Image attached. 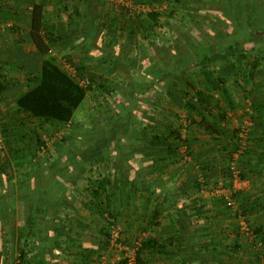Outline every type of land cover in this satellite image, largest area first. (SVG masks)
Here are the masks:
<instances>
[{
	"label": "trees",
	"instance_id": "1",
	"mask_svg": "<svg viewBox=\"0 0 264 264\" xmlns=\"http://www.w3.org/2000/svg\"><path fill=\"white\" fill-rule=\"evenodd\" d=\"M103 0H101L102 2ZM153 6H160L163 10H153L148 13L137 14L136 21L141 29H146V31L154 26L160 21L161 17L165 14L170 19H176L178 17L186 18L190 23L196 25V29L199 32L196 38L191 36H186L185 44L186 49L184 52L177 51L175 54V59L177 63V68L173 72L161 71L158 78L151 76L147 73L143 66L140 64L145 61V59L150 60V55H148V49L146 50L147 55L142 50H139L140 53H143V58L140 60H135L134 66H141L135 75V78L131 76H126L124 82H110L109 80H102L100 82H95V80L89 76L83 68H78L75 65V68L78 71L79 76L88 78L89 86L83 88L54 60L49 57L44 58L41 68L38 72L36 78L31 80V84L28 85L27 92L22 95L17 101V108L20 111L28 113L32 118L40 120L44 123H60L68 125L72 131V136L69 141H67V148L63 149L62 154H64L61 160L51 162L50 160L41 158L37 156L41 145L46 147L43 136L36 133L33 136L32 141L38 144V148H35L32 144L29 143V154H30V164L29 172H25L23 177H21V185L19 187H24L26 189L25 195L18 198L19 203L24 204L23 206L27 209V206H31L32 212H39L42 210L45 215L44 222L48 225L58 229L62 237L65 235L64 229L71 227V223L67 220H63L60 216L51 217L50 211L56 209L58 212L61 207L68 206L69 202L77 201L80 199L79 194L77 195L78 181L83 175L87 173L86 168L89 163H97L99 160L97 151L102 153L101 155L110 160L111 155L114 157V168L119 174V179L116 180L114 187H110L109 179L99 176L98 178H88L87 179V188L86 193L88 201L85 203L82 201L83 205L98 217L102 223L101 235L98 238L96 247L97 248H81L79 255L83 261H92L96 264H127L123 259L118 261H111L109 258L103 260L105 254H110L111 252V242H110V227L118 226V223L121 224V214L119 213L121 207V199L125 197V191H127V199H134L133 195L136 193H141L142 198L148 199L150 196V187L145 191L146 194L142 193V189L145 187H139L138 185L145 183V179L151 174L148 173L149 166L158 165L156 168H163V164L168 157L171 158V162H174L173 156H176L177 148L180 147V143L185 144V147H190L191 140L184 137L182 133H179L177 129H172L163 133L162 135L150 136L149 138L144 133V125L146 121V116L148 112L154 108L155 104L162 102V99L165 97L174 96L177 93L182 97H186L191 90L194 89V80L193 76H197L202 83L207 84L209 89L212 91L219 90V85L224 84L227 80L231 78V74H228L227 80H223L222 77L219 79L216 75L217 69L215 67L217 58L220 56L231 55V39L235 38H246L249 36V29H247V20L246 15H244L243 1L242 0H149ZM254 6L256 7V15L259 17L261 11H259L258 0H252ZM236 5V11H232V6ZM103 7L104 5L101 3ZM165 5V6H164ZM210 6V7H209ZM209 7V13L204 14V8ZM77 10V6L75 7ZM122 8V16L129 17L126 19L127 30H131L133 27L134 16H129L133 10L129 8ZM218 8V10H215ZM75 10V11H77ZM195 10V11H194ZM101 11V10H100ZM217 11V12H216ZM237 11L239 15L237 14ZM45 12L40 6H35L32 13V38L34 45L37 50L43 56H47L49 53V46L55 44L56 40L54 39V32H57L58 29L53 23L49 24L51 21ZM236 15L239 19V22L242 21L243 27L236 26L237 20L234 18ZM79 14H77L78 16ZM211 18V19H210ZM101 19V18H100ZM58 24V23H57ZM69 25H75L73 30L66 28L63 31L62 35H67L68 33L74 31H83L81 27V22H75L73 18L68 22ZM264 24V20H263ZM211 25V26H209ZM230 25H233V29L229 33V36L226 37L225 30L229 29ZM106 25L98 22H91L90 31L94 28L92 33L97 34L99 29L105 28ZM121 29H125L122 27ZM264 29V26L255 27L254 33L259 32ZM240 31L243 32L241 36ZM131 33V31H130ZM231 33V35H230ZM134 36V42L136 43V48L144 47V42L148 46L155 47L154 42L152 41V34H142V42H139L138 37L136 36V31L131 33ZM158 35L155 34V38ZM64 37V36H63ZM91 37L86 36L85 42L89 50L92 52L93 56L102 61H113L112 53L107 51L106 48H102L104 37L100 34V40L98 45L96 41L94 44L90 45ZM61 40V38H57ZM247 39V38H246ZM229 41V42H228ZM100 43V45H99ZM243 43L239 42L233 48L235 51H240V59L244 60L245 63L243 67L245 70H252L247 76L252 77L253 70L258 68L257 64H260L261 59L253 60L252 62L247 61L245 56L248 53L254 52L258 54L261 48H264V44L257 45L254 48H244L243 50L239 46H243ZM157 49H159L157 47ZM216 49V52L214 51ZM240 49V50H239ZM160 50V49H159ZM162 50V49H161ZM215 52V53H214ZM223 53V54H222ZM220 54V55H219ZM239 55V54H238ZM160 56L163 57V52H160ZM233 56V55H232ZM148 57V58H147ZM256 58V57H255ZM118 62V60H117ZM113 62V67L119 70V66ZM73 65V64H71ZM215 67L214 70H210L211 67ZM1 69V67H0ZM142 71V72H140ZM145 74V79L139 78L140 75ZM242 73L241 76L246 78ZM139 75V76H138ZM187 77V78H186ZM236 75H234L235 79ZM204 84V85H205ZM219 84V85H218ZM4 86L0 83V93L3 91ZM205 92H196V99L200 101V104L206 105L210 104L213 100V96H210L211 91ZM225 91V98H227V103L230 106V109L234 111L236 108L234 102H232L233 95L229 90ZM96 92L105 96V103L102 105L101 110L93 112L91 103L89 100V95ZM95 95V94H94ZM186 106L193 111H197V106L192 105L191 102H187ZM264 108L262 106L254 108L257 116L252 118V124L258 129L264 126V121L261 119L264 114ZM224 114H220V119L218 121L214 120L212 126L219 127L220 122H225ZM108 126L111 130L123 131V136L126 135L128 140H125L123 136L119 139H111L107 142L106 145L110 144L107 152L102 150H97L99 145L105 146V140L107 138L106 134H103V129ZM188 126V125H187ZM246 128V127H245ZM244 127H235L232 130L231 143L227 144L228 147H232L233 151L227 153L226 155V165H231L234 162L235 154L239 151L240 142L243 138L240 137ZM249 127L246 132V142L247 148L239 154L237 157L240 158L248 152V137H249ZM251 133V132H250ZM32 137V134L29 133ZM29 136V137H30ZM82 138L83 140L79 141V144L75 143L76 139ZM85 140V142H84ZM125 143V145H124ZM166 145L167 155L163 156V147ZM234 145V147H233ZM40 146V147H39ZM159 151L158 153L152 154V150ZM156 152V151H154ZM114 153V154H113ZM97 154V155H96ZM140 163L134 164L135 161ZM90 162V163H91ZM136 163V162H135ZM238 169V161H235ZM10 165L8 162H1L0 164V189L4 190L0 192V196L3 197L2 202H0V214L4 217V221H7L11 206L16 202L13 195L12 184V175L6 178L9 175ZM239 170V169H238ZM8 172V173H7ZM240 179H244L245 175L241 170ZM147 174V176H146ZM230 179L229 184H225V187L231 188L232 183V172L228 174ZM160 180L156 179L155 183L156 189L161 194H165V189L161 186ZM32 183V185H31ZM197 187H200L199 182L197 181ZM24 184V185H23ZM128 186V187H127ZM130 186V187H129ZM56 191V192H55ZM55 192V193H54ZM118 192V193H117ZM55 194H60L59 201L53 202L56 197ZM117 194V195H116ZM239 192L233 193V200L238 203V211L232 213L228 211L229 214L235 218L244 219L253 235V238L246 239L243 237V233L238 228V235L236 236V242L239 240H250L255 249V254L250 260V264H262L264 258V232L262 227H254L251 225L248 216L252 215L257 211V207L254 206H243L240 204ZM144 206H148L149 202L144 200ZM219 202L225 204L224 199H218ZM60 202L61 205L59 204ZM18 203V204H19ZM39 204V207L37 205ZM21 205V204H20ZM71 205H74L73 202ZM157 205H154L157 208ZM174 207L175 211L179 213L178 225L180 228L188 229L190 222L185 216L184 209L181 206H176L174 202L170 204ZM53 208V209H52ZM123 208V207H122ZM228 210V209H227ZM58 214V213H57ZM159 212L156 209H153L152 214H149L146 217L144 222L145 225L140 224L135 228L134 224L128 226L129 229H137L136 232L132 235H127L125 231L122 230L121 237L119 241L132 248L136 243H140V246L136 252L137 264H145V255L152 251L156 250L158 244L157 240L151 236L150 228L153 225H158L157 221L159 219ZM120 218V219H119ZM64 222V224H63ZM42 220L36 215L30 218V228L26 233L25 241L21 245L22 248L19 251L14 264H37L38 252L35 250L34 242L36 244L41 241L40 226ZM189 224V225H188ZM188 225V226H187ZM69 231V230H68ZM247 235V234H246ZM71 237V236H70ZM81 236L79 235L78 238ZM249 237V236H248ZM31 239V242L29 240ZM45 241V240H44ZM75 241V240H74ZM30 243V244H29ZM82 247V246H81ZM110 250V251H109ZM238 247L232 250V253H236ZM209 253V252H208ZM213 253V252H210ZM93 258L91 259V257ZM38 264H43V261Z\"/></svg>",
	"mask_w": 264,
	"mask_h": 264
},
{
	"label": "crops",
	"instance_id": "2",
	"mask_svg": "<svg viewBox=\"0 0 264 264\" xmlns=\"http://www.w3.org/2000/svg\"><path fill=\"white\" fill-rule=\"evenodd\" d=\"M242 1L249 36L246 37L247 39H231V55H222L220 58H217L215 67L219 69V67L224 65L225 69L221 71V74H231V78L230 80L228 79L226 85L232 88V92H235L233 93L232 102H234L236 108L233 113L229 114L232 117L230 122H234L236 124L235 127L244 124L248 125L247 128H250L247 140L248 152L237 159L238 169L245 175V178L241 179V183L238 184L239 200L240 204L245 207L254 205L257 207V211L249 215L248 218L254 227L261 226L264 232V126L258 129L252 124V118L256 116L258 118L254 108L256 109L260 106L264 108V67L254 69L252 77H249L247 74H250L252 70L238 67V62L227 63L231 59L236 60L241 55L240 51L233 49L237 43H243V46H239L242 50L244 48L257 47L261 43L264 44V29L258 33H254L255 27L261 28V26H264V0H258L257 6L260 9L259 11H261L259 17L256 15V7L251 2L252 0ZM35 6H40L45 12L44 14L50 20H53V22L49 21V24L53 23L57 27L58 31L54 32L55 44L63 42L64 35L62 34L64 27H62V23L59 24L54 18L56 16V7L54 8L53 17L50 14L53 8L51 10L47 5L44 6L38 3L14 4L11 1L6 3L0 1V59L7 61L6 64L8 66L22 68L18 71L20 79L21 77L23 79V76L26 74L24 72H27L31 77L33 70L29 68V62L35 58L38 61L37 66L40 67L42 57H49L52 48V45H50L48 55L43 56L34 45L32 38V13ZM209 7L204 8V14L209 13L208 10H205ZM215 10H218V8ZM236 10V5L234 4L232 11L235 12ZM237 14L239 15L238 11ZM234 18L237 20L236 26L239 25L242 28L244 25L242 21L239 22L240 18L236 15H234ZM3 24H7V28L9 29H3L1 27ZM8 25L11 27H8ZM232 26L230 25L229 29L225 30L226 37L229 36L228 32L232 31ZM68 34L72 35L71 32ZM68 34L67 37L69 36ZM59 37L61 40L57 39ZM56 49H53L52 52L54 56L57 54ZM69 50L67 55L76 58L77 49L70 48ZM214 51L217 54L216 49ZM78 57L82 56L78 55ZM26 60L28 61L26 62ZM83 60L89 66L94 65L96 62L99 64L98 59L93 54H88V57L83 58ZM25 65L27 66L26 69ZM90 67L86 73L91 72ZM62 68L67 72L65 65ZM242 73L244 76L247 73V77L245 78L246 83H243L242 87L243 92L246 93V97L240 96L241 94L236 92L237 90L233 84L234 75H241ZM18 82L21 81L18 80ZM27 90L28 86L22 83L2 93L4 103L0 110V127L2 133H5L3 135L7 138L15 140V137L19 136L20 132H22L21 135L24 134L23 137H18L16 140L20 138L25 139L29 134L27 133L29 130H26L29 121L43 124L40 120L32 118L30 114L17 108V101ZM237 93L238 95L236 96L235 94ZM153 118L152 116H146L147 120ZM213 119L218 121L220 116H215ZM261 119L264 121V114ZM148 121L152 122V120ZM220 124H222L223 130H219V132L215 131L214 134L203 133L196 136V133H193L195 137L193 138L194 140L191 139L189 147L190 162L186 166L180 163L173 165L169 160L170 157L167 158L166 163L163 164L164 166L161 169L156 168L158 165L153 166L152 164L149 166L148 171L151 174L145 179L146 185L145 183L138 185L142 188L145 187L141 190L144 194H146L147 188L150 187L148 199L142 198L141 193H136L133 195L134 199L132 198L130 201L127 199L128 194L125 191V197L121 199V203L118 202L120 204L119 207H121L119 213L122 217V219H119L127 235H132L137 230L129 229L127 231L128 226L130 227L132 226L131 224H134L135 228H137L142 223L145 225L146 217L152 214L153 209L159 212V219L157 221L159 223L158 225H153L149 232L157 240L158 244L155 251L145 255V264H250V260L255 254L252 242L250 240H239L236 242L238 228H241V220L239 218L235 219V217L225 210L221 205L222 203L214 200H212L215 202H213L212 210L208 211L207 207L209 206L206 204L207 201L201 200V197L204 199L203 196L206 198L205 194H195L197 183L194 180L192 181V176H196L197 169L201 167L207 171V175L212 183L222 181L225 184L230 183V179L226 174L227 169H224V167L226 165L227 153L233 151L232 147L227 146V144L231 143L232 129H224L225 122H220ZM7 143L9 144V148H5V151L0 153V155L4 154L5 156V160L1 161L8 162L10 165L8 170L11 171L12 177L15 170L21 172L17 174V177L12 178V183H16L20 181L25 172H29L30 170L29 148L25 147L27 146L25 144V146H16L14 141ZM158 152L157 149L152 150L153 155ZM166 155V151H163V156L165 157ZM172 158L176 159L175 157ZM156 179L160 180L161 186L165 189V194H161L156 189V185L158 184L155 183ZM18 183L13 185L17 186ZM55 196L53 202L59 201L61 195L55 194ZM143 199L149 202L148 206H144ZM2 200L3 197L0 196V202ZM78 201L82 203L79 198L76 202H72L73 204H79L80 207V202ZM18 202L11 206L7 221H4V217L0 214V264L15 263L19 254L18 245L21 246L22 243L20 244V242L25 241L26 233L30 228V218L35 215L43 222L40 226V231L42 232L40 235L41 241L38 244L36 242L33 243L35 250L38 252V262L40 261L41 263L43 261V264H96L92 261H83L77 255L82 250L81 248H97L96 244L101 235L102 224L96 215L90 211L83 214H80L81 212L79 211L72 212L75 216L72 218L71 227L64 230L65 235L59 237L60 233L58 229L44 222L43 218L45 215L42 210L32 212L31 206L28 205L26 209L23 206L24 204L19 203L21 204L19 205ZM72 202L68 204H72ZM174 202L177 204L176 206H181L185 210V216L190 222V226H188L189 224L187 225L189 231L185 229L186 227L180 228L178 225L179 213L170 205ZM61 203L63 202L59 204L61 205ZM156 204H158L157 208L154 206ZM37 207H39V204ZM83 208L88 210L86 206ZM50 212L49 216L51 217H60L62 215L56 209ZM79 235L81 236L80 238H78ZM29 242H31V239ZM236 247H238V251L232 253V250L236 249ZM262 264H264V258Z\"/></svg>",
	"mask_w": 264,
	"mask_h": 264
},
{
	"label": "rangeland",
	"instance_id": "3",
	"mask_svg": "<svg viewBox=\"0 0 264 264\" xmlns=\"http://www.w3.org/2000/svg\"><path fill=\"white\" fill-rule=\"evenodd\" d=\"M0 1L5 2V3L8 1H11L14 4H26V3L37 4L38 3V4H43L44 6L47 5L49 8H51V10L53 8V10L50 11L51 12L50 14L52 15L54 13V8L56 7L57 8L56 16L54 17L53 15V17L59 24L62 23V27H64V29L66 27V28H70L71 30H73L74 27H76L75 25L68 24V22H70V20H72L73 18L75 19L76 23L80 21L82 23L81 27L83 28V31L79 30V31H75V33L74 31H72L71 32L72 35L68 34L70 37L69 36L67 37V35H64L63 42H58L52 45L49 58L56 61L61 67H64V65L66 64H73V66L76 65V67H78L79 69L83 68L85 72L88 71L87 69H89V67L91 66L90 67L91 72L87 74L91 76L95 80V82H100L105 79L109 80L112 83L117 82V80H119L120 82H124L125 81L124 77L126 76L127 77L131 76V78H135L134 77L135 72L139 73L137 71L139 70L141 66H143L145 71L147 72L145 74L149 73L151 74V76L156 77V78L159 77L161 71L163 70L167 73L173 72V70L177 68L176 67L177 61L175 59L176 52L177 51L184 52L186 49V45H184L186 36H191L193 38H196L197 35H199V32L195 28L196 25H193V23H190L188 19L182 18V17H178L176 19H170L165 14L161 17L160 21H158L157 24L149 28L147 31L146 29H141L136 21L137 14L139 15L141 13H148L153 10H159V11L163 10L160 6H157V5L153 6L149 0H103L102 2L101 0H0ZM101 3L104 5L103 7H100L102 6ZM76 6L78 10L75 8ZM121 6L125 8H129L130 10H133L131 13L128 14L131 17L132 16L135 17L134 19H132L133 27H130L132 28L131 30H127V27H126L127 23L125 20L128 19L129 17L127 16L125 17L126 19H124V17L122 16ZM47 13L49 14V12ZM77 14L79 15L77 16ZM92 21H94V23L100 22L106 25V27L104 29L103 28L99 29L97 34L94 35V33H92V31H94V28L91 29L90 31V26H91ZM3 26H4L3 29H9L6 27L7 24H3ZM122 27H124L125 29H121ZM130 31L131 33L136 31V36L138 37V40L139 42H141V44H143L142 42L143 40L141 38L142 34H145V32L148 34H152V39H153L152 41L154 42L155 47L148 46L147 42L146 43L144 42L145 50H144V47L136 48V43L134 42V36H132ZM256 33L258 32L256 31ZM100 34L102 37H104L102 48L103 49L106 48L107 51H110L112 53L113 61L98 60L99 64H97L96 62L94 65L89 66L87 65L86 62H84L85 59L83 60V58L88 57V54H92V52L89 53L90 50L88 46H86L87 44L85 42V38L86 36L91 37L89 47L91 46V44L95 45V43L96 45H98V41L100 40ZM155 34L158 35L156 38H155ZM240 34L241 36H243L242 31H240ZM157 47L160 50L157 49ZM55 48H57L56 49L57 54L54 56L52 55V52H53V49ZM70 48H73L75 50L77 49L76 51L77 54H75L76 58L70 55H67L68 52L70 51L69 50ZM138 49L141 51L143 50L146 55L148 52V55H150V60L145 59V61H143L140 64L141 66L136 67L134 66L135 64H133L135 60H140L144 56L142 55L143 53H140ZM147 49L148 51L146 52ZM161 51L163 52V57L160 56ZM78 55L82 57H78ZM245 58H246L245 59L246 62L247 61L252 62L254 59L257 60L258 58H260L261 63L257 64V66L264 67V48H261L257 55L254 52L248 53L245 56ZM43 60H44V57H42V62ZM27 61L28 60H26V62ZM114 61L117 62L116 64L119 66V70L121 71H117L116 70L117 68L113 67ZM37 62L38 61L35 58H33V60H31L28 64L29 68H31L33 72L35 71V73L33 74L32 72V76L30 77V75H28L27 72H24L26 74L23 76V79L22 77L20 79L18 71L21 70L22 68L8 66L6 64L7 61L0 59V67H1L0 83H2L4 86L3 91L9 90L15 87L16 85H21L22 83L23 84L25 83L27 86L31 84V80L36 78L41 68V66L40 67L37 66ZM231 62H235V63L238 62L239 63L238 67L245 69V67H243V64L245 63V61L240 59V56L239 58H236V60L231 59L227 61L228 64H230ZM26 68L27 66L25 67V69ZM224 69H225L224 65L219 67V69H217L218 75L216 76L219 79L222 77V79L225 81L227 80L228 76L226 75V73L221 74V71H223ZM210 70H214V66L211 67ZM131 71L133 73H131ZM130 73L134 75H129ZM145 74L140 75V76L138 75V76L141 79H145L146 77ZM193 77H194V80L192 81L194 82L192 83L194 84V89L191 90V92L186 97L184 96L182 97L181 95H178L177 93H175L176 95L174 96L169 95L168 97H165V99L163 98L161 103L155 104L151 112H148L147 116L154 117L153 119H148V120H152V122L148 121L147 119L145 121L144 133L146 134L148 138L150 136L152 137L156 135H162L163 133L170 131L172 129H177L179 133H182L184 135L183 138L187 136V138H189L190 140L193 139L195 135L199 136L200 134H203V133H206V134L213 133L214 134L215 131L219 132V130L221 131L223 130V127L221 126L222 124L220 123H219V127L211 125L214 123L213 117L218 116L220 114H224L223 115L225 118L224 129L233 130V127L236 126L234 122H230L232 117L229 116V114L233 113V111L230 109V106L227 103V98H225L224 90L226 89L229 90L231 95H233V93L235 92H232V88L226 85L227 82H224V84H220V85L218 84L219 90L212 91L209 89V86L205 83L204 85L202 81H200L199 78H197V76H193ZM18 80H20L22 83L18 82ZM243 83H246L244 76H241L240 74L236 75L235 79L233 80V84L235 85V88L237 90L236 92L241 94L240 96L246 97L245 96L246 93H244L242 90ZM238 89H241L242 91ZM196 90L200 92L202 91L205 92V90L208 92L210 90L211 92L209 94L210 96H213L214 101H211L210 104H206V105L200 104V101H197L196 99V92H197ZM3 91L0 93L1 95L0 110L4 103L3 95H2ZM238 93L235 95L237 96ZM89 100L91 103L92 110L93 112H95V111L101 110L102 105L105 103V96L102 94L97 95L96 92H93V94L89 95ZM187 102H191L192 105L197 106L198 108L197 111L195 112L191 110L190 108L188 109V107L186 106ZM28 123H29L27 124L28 128H26V130H29L27 133L32 134V137L28 134L25 138L27 140H25L24 138H20L16 140V138L18 137H23L24 134L21 135L22 132H20L21 134L19 136L15 137V140L9 137L7 138L6 136L3 135L5 133L4 132L2 133L1 127H0V138L2 140V148L0 149V153L4 152L5 148L6 149L9 148V144L7 142H13V141L15 142L16 146L27 145L25 147L29 148V143H30L35 148H38V144L32 141L33 136H35V134L38 133L43 136L46 147L41 145L39 152H37V156L47 159V161L50 160L51 162L61 160L64 156V154H62L61 152H63L64 148H67V145H68L67 141H69L70 137L72 136L71 135L72 131L70 127L68 125H64L60 123L38 124L37 122H34V121L33 122L29 121ZM247 126L242 124L239 127H246L247 129ZM31 127H33V129H31ZM193 133L194 134L196 133V134L194 135ZM103 134H106L107 136L105 140V144H104L105 146L102 149L100 148L102 146L99 145V148L97 150L100 149L103 152H107L111 144L109 140L115 139V138L119 139L121 136H123V131H116V130L112 131L110 127L106 126L103 129ZM123 138L125 140H128V137L126 135H124ZM80 139L81 141L83 140L82 138ZM80 139L77 138L74 141V144L75 143L79 144ZM107 142H109L110 144L106 145ZM162 146L163 147H160V149L165 148L166 145H162ZM185 146H186L185 144L181 145L180 143V147L177 148L176 156H173L176 158L174 159V162H171V158L169 159L173 165L180 163L186 166V164L190 162L189 160L190 151L188 147H185ZM163 150L165 151L166 149H163ZM93 152L100 154L98 155L99 161L97 163L89 161L87 168H86L87 173L83 175V177H81L77 183L79 186L78 187L79 189L77 190L78 191L77 195L79 194L80 196L79 200H83L84 203L88 201L87 199L88 197H86L87 196L86 188H87L88 178H91V177L98 178L99 176H101L103 178L109 179L110 182H112V184H110V187H114L116 180L119 179L120 177L119 174H117L118 172L114 168L115 159L113 155H111V158L108 161L106 160V158H104L101 155L102 153H99L97 151H93ZM0 158H1L0 161L1 160L4 161L5 160L4 154H1ZM135 162L134 164L140 163L137 160ZM224 169H227L226 174L228 177V174L232 171L231 165H225ZM197 170L198 172L196 176L191 175L192 181L194 180L195 183L198 181L200 184L199 188L195 186V189L197 190L195 194H201V193L205 194L206 198L203 196L204 199H202L201 197V200L207 201L206 204L209 206L207 207V210L209 211V210H212V206L215 203L214 201L219 202L218 198L213 197L211 195L213 189H216L217 186H219V184H222L223 187H225V182L222 181V182L212 183L209 176L207 175L206 170L202 169L201 167H199ZM8 172H9V175L6 177L7 179L11 175V171H8ZM20 173H21L20 171L15 170L13 172V177L11 176L9 178H15L18 176L17 174H20ZM16 183H18L17 186L13 185V187H11L14 192L13 195H14L15 202H17L18 198L22 197L26 193L25 186L19 187V185H21V180L17 181ZM16 183H12V184H16ZM0 192L4 193V190L2 189V187L0 189ZM221 205L225 208V210L228 209L227 211H231L227 207V205L225 206V204L223 203ZM236 205L238 207L239 204L236 203ZM83 207L84 205L81 202H80V207H79V204H74V205L68 204V206L62 207L60 209L62 211H59V213L62 214L61 217L63 218V220H67L69 221V223H71L73 221L72 218L75 216L72 212L79 211L81 212L80 214L89 212V210H86V208H83ZM231 212L234 213L233 210ZM235 219H238V217H236ZM116 227L120 230V233L122 232V230L124 231L123 224L118 223V226ZM64 230H66V228ZM239 230L241 231V234H243L241 228H239ZM248 236L249 235L243 234L244 238L250 239V236L249 237ZM21 243L23 244L22 241L20 242V244ZM18 247H19L18 248V252H19L22 246L18 245ZM110 250H111V252H109L110 254L104 255L103 257L104 261L105 259H108V258L111 261H118L123 258L124 254L121 251H119L117 248L111 247Z\"/></svg>",
	"mask_w": 264,
	"mask_h": 264
},
{
	"label": "built area",
	"instance_id": "4",
	"mask_svg": "<svg viewBox=\"0 0 264 264\" xmlns=\"http://www.w3.org/2000/svg\"><path fill=\"white\" fill-rule=\"evenodd\" d=\"M9 26L10 25H8V27ZM1 27L4 28V26H1ZM65 66L67 68V73L79 84V86H81L83 88H87L89 86L88 78H86V77L83 78V77L79 76L78 71L75 68V66H73L71 64H66ZM0 101H1V95H0ZM246 132H247V129L244 127V129L242 130V134L240 135V137L243 139L240 142L239 151L235 154L234 162L231 163L233 186L231 188H227V187H223L222 184H219V186H217L216 189H213V191L211 193V195L213 197H216L218 199H221V198L224 199L227 207L231 211L233 210L234 212L238 211V207L236 205V202L233 200V193L236 191L238 192V190H239L238 184L241 183L240 172L236 168L235 161L237 160V156H239V154H241L247 148V142H246V138H247L246 135L247 134H246ZM1 148H2V140L0 138V149ZM240 220H241L240 226H241L242 232L246 233L251 238H253V235L250 231V228H249L247 222L242 218H240ZM110 234H111V236H110L111 247L117 248L119 251H121L124 254L122 259L125 260L127 262V264H137L136 252L140 246V243H136L132 248L122 244L119 241V239L121 237L120 230L114 226L110 227Z\"/></svg>",
	"mask_w": 264,
	"mask_h": 264
}]
</instances>
